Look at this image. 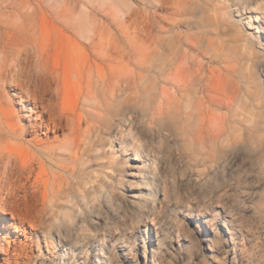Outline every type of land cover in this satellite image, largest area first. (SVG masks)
Segmentation results:
<instances>
[{
    "label": "rangeland",
    "instance_id": "rangeland-1",
    "mask_svg": "<svg viewBox=\"0 0 264 264\" xmlns=\"http://www.w3.org/2000/svg\"><path fill=\"white\" fill-rule=\"evenodd\" d=\"M238 6L246 7L245 16H236ZM176 77L184 78L180 94ZM203 83L210 113L225 117L217 141L214 122L201 141L194 139ZM38 90L53 102L54 131L43 124L48 115L28 117L31 102L25 97ZM0 104L25 132L18 139L6 136L11 117L0 110V156H10L22 173L20 179L4 178L0 157V264H38L45 252L40 233L67 214L60 194L76 196L83 178L106 181L114 167L122 168L116 143L126 136L137 141L141 132L167 133L186 175L212 169L202 153L211 159L219 152L234 156L238 167L230 194L236 196L253 181H264V0H0ZM161 106L164 114L151 121ZM86 119L91 134L79 156L85 166L65 173L60 165L67 161L49 156L45 147L75 138ZM57 174L66 185L50 194L48 183ZM171 179L162 264H225L221 246L213 254L193 246L192 232L182 224L193 201L180 191L175 169ZM226 179L222 169L203 187L222 190ZM238 205L239 249L251 255L256 242L249 244L247 233L255 231L252 221L264 216V207L248 218ZM30 218L38 220L36 228ZM179 242L183 259L176 254ZM256 264H264V251Z\"/></svg>",
    "mask_w": 264,
    "mask_h": 264
},
{
    "label": "bare ground",
    "instance_id": "bare-ground-1",
    "mask_svg": "<svg viewBox=\"0 0 264 264\" xmlns=\"http://www.w3.org/2000/svg\"><path fill=\"white\" fill-rule=\"evenodd\" d=\"M245 9V6H238L235 9L236 16H245ZM185 71L187 67L184 68L183 72ZM200 71L198 68L196 73ZM173 82L177 94H180V83L184 82V78L176 77ZM201 90L203 99L196 111L198 123L194 139L201 141L204 132H210V124L214 122V141H217L222 135L225 117L222 113H210L205 99L209 97L206 83H203ZM40 92L41 90H38V95L36 92H29L31 96L26 94V100L31 102V106L27 107L28 117L32 114L48 115V120L42 123L45 124L46 130L51 132L58 127L53 114V102L49 98L46 100L44 92L41 97ZM178 106L181 107L180 102ZM163 107L153 111L151 121L164 114ZM0 110L11 117L10 121L6 122V136L21 138L25 132L20 131L19 125L12 119L14 113L1 104ZM192 116L190 113L186 115L188 123ZM85 125L83 131L74 136L75 138L65 142L62 139L57 145L52 143L45 147L49 156H59L70 163L64 162L60 165V169L65 173L79 171L85 166L83 158L80 159L79 156L84 152V147L81 152V147L85 144L83 142L89 133L91 134L87 119ZM116 133L114 131V134ZM4 140L0 136V151ZM116 144L117 154L125 163L122 168L114 167L112 175L108 176L106 181L83 178L76 185V196L74 192L66 193V189L65 193L60 194L62 185L66 183L60 174L54 176L52 183H48L51 186L47 188L52 187L50 194L54 191L61 195L60 207L61 210H66L67 214L56 216L52 226L40 233L45 252L39 258L38 264H162V258L167 253L166 242L170 231L167 219L173 192L171 169H175V177L182 194L193 201L191 210L182 216L183 228L192 232L193 246H200L208 254L215 253L218 246H221L225 264L259 262L264 251V216L255 217L252 221L253 225L257 224L255 231L247 233L248 243L256 242L250 255L239 249L237 215L240 214L238 204L243 207V213L247 217L255 213L256 209L264 207V181H253L246 189L237 192L236 196L231 195L232 178L238 167L234 156L227 157L224 152H219L216 158L211 159L209 154L202 153L203 163L212 162V169L206 174L186 175L179 154L167 133L150 136L141 132L137 141L126 136ZM4 157H1L4 165V170L1 169L3 177L20 179L22 173L19 176L16 161L13 162L10 156ZM222 169L227 172L223 189L206 191L203 186L212 175ZM238 197L240 203L237 204L235 200ZM30 222L29 225L37 227V219L33 218ZM14 226L17 232L21 231L20 227ZM181 239L182 243L187 241L185 238ZM181 246L180 242L176 246L178 259L185 257Z\"/></svg>",
    "mask_w": 264,
    "mask_h": 264
}]
</instances>
